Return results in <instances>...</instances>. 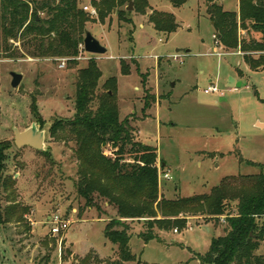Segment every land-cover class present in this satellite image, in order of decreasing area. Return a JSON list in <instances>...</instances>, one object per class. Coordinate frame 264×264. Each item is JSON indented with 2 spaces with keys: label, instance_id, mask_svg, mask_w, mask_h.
<instances>
[{
  "label": "rangeland",
  "instance_id": "1",
  "mask_svg": "<svg viewBox=\"0 0 264 264\" xmlns=\"http://www.w3.org/2000/svg\"><path fill=\"white\" fill-rule=\"evenodd\" d=\"M92 1L100 2L82 0L80 7H93ZM150 3L176 16V33L167 37L151 26L141 30L138 25L149 24L153 12L138 14L133 5L128 16L132 24L120 22L117 10L105 23L89 16L86 31L108 49L105 55L80 50L77 64L70 65L69 58L25 56L22 42L14 41L11 44L22 57L8 59L0 52V142L12 143L0 182L14 180L6 188L0 183V264L117 260V247L104 235L107 224L117 217L115 209L101 202L106 213L101 217L95 208L86 207L76 189L75 144L64 132L50 133L57 120L74 117L78 71L90 60L102 71L100 87L109 78H117L121 120L135 115L136 139L157 148L160 197L209 195L225 178L264 173V71H252L244 62V56L258 60L264 53L223 47L214 38L204 0H189L180 9L167 0ZM218 4L225 11L239 12L240 0H219ZM240 37L247 42L262 38L252 30H240ZM121 61L131 67L130 75H123ZM12 72L23 75L16 89L11 86ZM231 79L241 83L238 91L231 90ZM212 85L225 95L207 94ZM33 125L45 134L44 150L17 148L15 131ZM104 147L106 155L113 156L112 148ZM166 174L170 179L164 178ZM56 214L71 224L66 232L51 236L49 218ZM127 223L133 234L130 248L137 259L126 264H203L199 256L208 252L213 238L225 235L226 228L224 217L219 221L191 217L182 232L156 229L160 244L138 237L147 230L145 220ZM257 254L264 256V241Z\"/></svg>",
  "mask_w": 264,
  "mask_h": 264
},
{
  "label": "trees",
  "instance_id": "2",
  "mask_svg": "<svg viewBox=\"0 0 264 264\" xmlns=\"http://www.w3.org/2000/svg\"><path fill=\"white\" fill-rule=\"evenodd\" d=\"M81 1L0 0V52L5 53L3 57H22L11 44L14 41L22 42L25 56L69 58V64L76 65L86 24L91 21L90 15L80 7ZM168 1L180 9L189 0ZM204 1L223 47L247 54L264 53V0H240L239 12L225 11L218 4L219 0ZM130 2L138 14L144 15L150 9L148 0H100L92 1V5L102 23L117 10L120 22L132 24L128 18L132 11H127ZM149 21L156 32L167 37L179 29L172 13L153 11ZM240 30H252L262 38L247 42L241 39ZM244 62L252 71H264V55L258 60L244 56ZM121 66L123 75L131 74L126 62L121 61ZM102 77L94 60L78 71L74 117L57 120L50 133L57 136L64 132L75 144L79 163L76 189L86 207L95 208L102 217L106 213L101 202H105L117 213L104 230L105 238L117 247V260L108 264H126L137 259L130 248L133 234L128 221L145 220L147 230L138 237L145 243L157 241L161 244L156 229L182 232L187 229L189 218L197 216L216 221L224 217L226 223L225 235L211 240L208 252L199 256L201 263L264 264V256L257 254L264 241V223H260L264 220V173L225 178L209 195L175 200L160 197L158 150L136 139L132 124L135 115L121 120L117 78H109L100 87ZM37 124L42 129L41 119ZM104 145L112 148L113 156L106 155ZM11 147L10 142H0V181ZM126 156L130 157L129 161ZM8 183L13 185L14 180L1 184L6 188Z\"/></svg>",
  "mask_w": 264,
  "mask_h": 264
},
{
  "label": "water",
  "instance_id": "3",
  "mask_svg": "<svg viewBox=\"0 0 264 264\" xmlns=\"http://www.w3.org/2000/svg\"><path fill=\"white\" fill-rule=\"evenodd\" d=\"M133 2L129 3V6L127 7V11H133ZM84 48L85 52L92 55H105L108 53V49L103 46L99 40H97L94 35L86 31L85 38H84ZM12 76V88L16 89L20 85V83L23 80V75L18 74L16 72L11 73ZM233 83L234 80H231ZM241 88V83L239 84H233L230 86V88ZM44 139L45 134L43 132H40L37 125H33L32 127L28 128L25 131H15V145L17 148H32L37 151H43L44 150Z\"/></svg>",
  "mask_w": 264,
  "mask_h": 264
},
{
  "label": "built area",
  "instance_id": "4",
  "mask_svg": "<svg viewBox=\"0 0 264 264\" xmlns=\"http://www.w3.org/2000/svg\"><path fill=\"white\" fill-rule=\"evenodd\" d=\"M83 10L87 12L91 17L97 18L98 17V11L92 7V6H84ZM214 38L217 40L218 37L214 36ZM218 43V42H217ZM80 50L85 51L84 44L80 45ZM175 60L179 59L178 55H175L173 57ZM233 91H238V88H231ZM207 94L209 93H216L220 96H224V92H220L218 88L214 85L210 86L206 91ZM165 179H170V177L166 174L164 176ZM49 223L51 225L50 234L51 236H58L62 232H66L70 228L71 222L66 220L62 215L56 214L49 218ZM177 232V231H176Z\"/></svg>",
  "mask_w": 264,
  "mask_h": 264
},
{
  "label": "crops",
  "instance_id": "5",
  "mask_svg": "<svg viewBox=\"0 0 264 264\" xmlns=\"http://www.w3.org/2000/svg\"><path fill=\"white\" fill-rule=\"evenodd\" d=\"M149 1V4H150V11L151 12H153V11H158L157 9H155L152 5H151V3H150V0H148ZM168 1V0H167ZM169 2V1H168ZM170 3V2H169ZM171 4V3H170ZM172 5V4H171ZM162 12V11H161ZM137 19L139 20L140 18H137V17H135L134 18V20L135 21H137ZM137 23V22H136ZM147 26H151L152 28H153V25L152 24H139L138 25V27L141 29V30H144V29H146V27ZM154 29V28H153ZM134 32H135V30H134ZM93 35H94V33H92ZM94 37L96 38V36L94 35ZM133 43H134V37H133ZM217 54V53H216ZM158 57H156V59H157ZM133 59H136V58H133ZM157 75V74H156ZM231 80H234V82L232 83H230L229 84V86H232L233 84H239V82L236 80V79H231ZM264 125V124H263Z\"/></svg>",
  "mask_w": 264,
  "mask_h": 264
}]
</instances>
